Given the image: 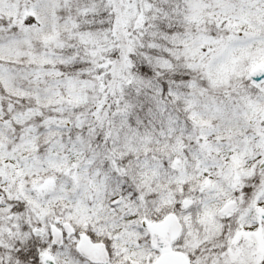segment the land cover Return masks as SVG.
Returning a JSON list of instances; mask_svg holds the SVG:
<instances>
[{"label":"snow or ice","instance_id":"snow-or-ice-1","mask_svg":"<svg viewBox=\"0 0 264 264\" xmlns=\"http://www.w3.org/2000/svg\"><path fill=\"white\" fill-rule=\"evenodd\" d=\"M0 264H264V0H0Z\"/></svg>","mask_w":264,"mask_h":264}]
</instances>
